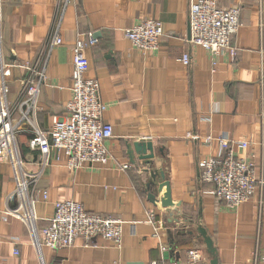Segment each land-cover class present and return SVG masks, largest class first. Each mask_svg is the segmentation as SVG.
Returning a JSON list of instances; mask_svg holds the SVG:
<instances>
[{"label":"crops","instance_id":"obj_1","mask_svg":"<svg viewBox=\"0 0 264 264\" xmlns=\"http://www.w3.org/2000/svg\"><path fill=\"white\" fill-rule=\"evenodd\" d=\"M57 3L0 0L3 54L10 61H31L57 28L62 43L49 50L37 99V122L47 129L54 115L64 114L70 98L72 45L89 32L99 33L96 44L85 50L86 75L98 81L102 119L112 126L106 142L110 160L71 172L53 151L37 183L48 196L39 197L35 215L44 226L56 201L79 202L89 212L123 221L121 246L97 239L96 247L77 242L69 248L42 247L38 253L26 226L9 216L0 218V264H150L166 251L170 259L183 258L192 247L201 252L195 264H211L212 259L264 264L254 261V253L264 257V0H218L220 7L239 8L241 26L231 38L236 56L224 51L215 59L188 42L189 0H71L63 10ZM143 17L163 25L155 51H140L125 38L124 30ZM184 53L188 65L180 61ZM21 75L18 68L11 72L10 100L17 96ZM207 134L250 141L246 152L254 155L263 185L235 209L199 193L205 185L198 181V161L217 152L216 144H202ZM27 138L20 135L19 147L31 159ZM147 141L152 158L138 159L135 152L130 157L128 146ZM234 149L241 153L238 145ZM124 164L128 168H121ZM160 168L165 180L152 181L146 169ZM13 187L10 166L0 163V209L6 208ZM164 192L174 203L168 209L160 203ZM147 193L157 197L155 204ZM147 209L161 225L156 231L146 222ZM199 228L210 238L213 254Z\"/></svg>","mask_w":264,"mask_h":264},{"label":"built area","instance_id":"obj_2","mask_svg":"<svg viewBox=\"0 0 264 264\" xmlns=\"http://www.w3.org/2000/svg\"><path fill=\"white\" fill-rule=\"evenodd\" d=\"M70 1L58 0V8L63 10ZM189 2L188 42L209 52L211 59L224 51L235 57L236 49L231 46V38L241 26L239 8L220 7L218 0ZM124 35L134 48L143 52L155 51L163 35V25L152 17H143L126 28ZM2 40L0 21V163L10 166L14 183L6 198V208L0 209V218L7 220L12 216L19 219L26 226L30 243L38 253L42 247L69 248L77 242L82 246L96 247L97 239L120 247L124 224L120 219L89 212L73 200L56 201L44 226L39 225L34 211L39 197L46 200L48 196L46 190L38 189L37 183L49 166L53 151L59 152L55 160L62 161L71 172L93 163L107 165L110 160L106 142L112 137V126L102 119L105 105L99 97L98 81L86 75L88 59L85 50L96 44V38L89 32L72 45L70 98L65 104L64 114L54 115L47 129L38 125L37 99L46 81L45 65L49 50L62 43L57 28L31 61L8 60L3 54ZM180 61L188 65V54H182ZM15 68L22 71L20 88L16 98L10 100L9 83ZM21 134L28 135L27 148L34 158L27 159L21 154L18 142ZM201 139L208 148L216 144L217 152L198 161V181L205 185L199 193L223 202L230 209L250 201L255 190L263 185V180L256 177L254 155L246 152L250 141L211 134ZM235 145L239 146L241 153L236 152ZM121 168H128V164ZM146 222L155 226L154 231L161 227L158 221L155 222L151 209H147ZM154 235L157 236V232ZM258 258L264 261V257L254 253V261ZM200 259V249L192 247L185 251L183 258L162 257L150 264H195Z\"/></svg>","mask_w":264,"mask_h":264},{"label":"water","instance_id":"obj_3","mask_svg":"<svg viewBox=\"0 0 264 264\" xmlns=\"http://www.w3.org/2000/svg\"><path fill=\"white\" fill-rule=\"evenodd\" d=\"M99 36V33H93V37L97 38ZM132 152H135L138 155V159L141 160H148L153 157V147L152 143L147 141V142H134L132 143V148L128 146V154L130 157L132 156ZM146 171L149 173V176L152 181H155L157 178H161L162 180H165V174L163 169H151ZM147 187H150V183L146 184ZM147 199L150 203L155 204L157 197H155L151 193H147ZM160 203L162 206L166 209L169 207L173 206L174 203L170 201V196L168 193L164 192L162 195V198L160 199ZM200 235L203 238V242L210 254L214 253V248L212 247V242L208 236L205 235V232L199 228ZM163 258H168V253L167 251L163 253ZM211 264H217L215 259H212Z\"/></svg>","mask_w":264,"mask_h":264},{"label":"trees","instance_id":"obj_4","mask_svg":"<svg viewBox=\"0 0 264 264\" xmlns=\"http://www.w3.org/2000/svg\"><path fill=\"white\" fill-rule=\"evenodd\" d=\"M28 136V135H27ZM28 149V148H27ZM21 151L23 150V149H20Z\"/></svg>","mask_w":264,"mask_h":264},{"label":"rangeland","instance_id":"obj_5","mask_svg":"<svg viewBox=\"0 0 264 264\" xmlns=\"http://www.w3.org/2000/svg\"><path fill=\"white\" fill-rule=\"evenodd\" d=\"M19 142V141H18Z\"/></svg>","mask_w":264,"mask_h":264}]
</instances>
